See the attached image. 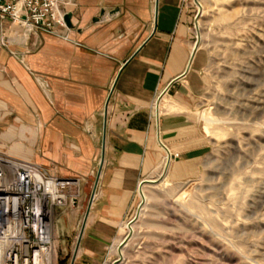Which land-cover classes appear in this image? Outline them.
Listing matches in <instances>:
<instances>
[{"label": "crops", "instance_id": "obj_1", "mask_svg": "<svg viewBox=\"0 0 264 264\" xmlns=\"http://www.w3.org/2000/svg\"><path fill=\"white\" fill-rule=\"evenodd\" d=\"M58 34L0 21V156L79 181L54 211L55 264H112L129 223L162 184L202 172L209 140L195 110L210 54L196 49V0H60ZM106 125V135L105 134Z\"/></svg>", "mask_w": 264, "mask_h": 264}, {"label": "rangeland", "instance_id": "obj_2", "mask_svg": "<svg viewBox=\"0 0 264 264\" xmlns=\"http://www.w3.org/2000/svg\"><path fill=\"white\" fill-rule=\"evenodd\" d=\"M198 1L209 151L194 182L142 193L121 264H264V0Z\"/></svg>", "mask_w": 264, "mask_h": 264}, {"label": "built area", "instance_id": "obj_3", "mask_svg": "<svg viewBox=\"0 0 264 264\" xmlns=\"http://www.w3.org/2000/svg\"><path fill=\"white\" fill-rule=\"evenodd\" d=\"M58 34L60 0H0V21ZM79 181L0 156V264H54V211L78 199Z\"/></svg>", "mask_w": 264, "mask_h": 264}, {"label": "water", "instance_id": "obj_4", "mask_svg": "<svg viewBox=\"0 0 264 264\" xmlns=\"http://www.w3.org/2000/svg\"><path fill=\"white\" fill-rule=\"evenodd\" d=\"M196 2H197V5L199 7V12H198V15H197V18H199L201 16V14H202L203 7H202V4H200V2L198 0H196ZM70 19H71V15L70 14L65 15V22H66V24L69 27L71 26ZM196 27H197V29L199 31L198 22H196ZM200 43H201V35H200V33H198V39H197V43H196V49L199 47ZM104 135H106V125H105V134ZM105 146H106V140H105V136H104V141H103V156H102L100 170H99L98 175H97V178L95 180V185H94V188H93V192H92V195H91L89 204H88V208L86 210V214L84 216V220H83V223H82V227H81V230H80V234H79V237H78L77 245H76V248H75V251H74V254H73V258H72L71 264H74V260L76 258V255H77V252H78V248L80 246V242H81V239H82V236H83V233H84V229H85L86 221H87V218H88V214L90 212V209H91V206H92L94 197H95L96 189H97V186H98V182H99V179H100V175H101L102 167H103V163H104ZM163 178H164V176H162L161 178H159L158 180H155V181H144V182H142V184L140 186V193L142 195V202H141V204H140V206H139V208L137 210V213H136L135 217L129 223V226H128L129 227V233H128V235L125 237V239L122 241V243L118 247L119 257L112 264H121L123 262V260H124L123 249L128 244V242L130 241V239L133 236V225L140 218V214H141L142 208H143L144 203H145V197L142 194V186L144 184H146V183L157 184V183L161 182L163 180Z\"/></svg>", "mask_w": 264, "mask_h": 264}, {"label": "bare ground", "instance_id": "obj_5", "mask_svg": "<svg viewBox=\"0 0 264 264\" xmlns=\"http://www.w3.org/2000/svg\"><path fill=\"white\" fill-rule=\"evenodd\" d=\"M143 193V192H142Z\"/></svg>", "mask_w": 264, "mask_h": 264}]
</instances>
